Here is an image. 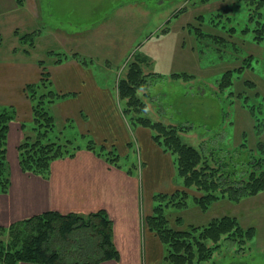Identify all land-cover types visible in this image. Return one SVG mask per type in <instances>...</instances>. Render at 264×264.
<instances>
[{
    "label": "rangeland",
    "instance_id": "1",
    "mask_svg": "<svg viewBox=\"0 0 264 264\" xmlns=\"http://www.w3.org/2000/svg\"><path fill=\"white\" fill-rule=\"evenodd\" d=\"M252 1L30 0L31 18L23 8L26 0H19L22 8L18 13H9L8 18L0 20V61H43L56 90L49 66L78 54L84 65L93 67L99 75L106 73L122 113L127 100L120 98L119 83L138 62L148 76L147 86L138 91L147 107L142 114L184 127L179 131L182 139L203 150L210 164L226 162L230 169L240 168L257 153L259 141L264 143V131L259 134L253 115L244 106L246 98V103L260 105L256 112L260 127H264V48L254 39L256 13ZM232 26L234 31L230 30ZM21 35L28 36L21 40ZM251 56L254 58L247 62ZM227 70L234 71L233 82L222 88L221 77ZM177 72L192 76H171ZM48 89L38 88V95ZM46 108L53 112L52 103L46 102ZM123 114L125 121L133 125V113ZM32 128L30 123L26 134L35 136ZM78 131L77 122L72 120L66 130L60 133L54 129L45 141L88 143L90 138L83 139ZM12 135L7 139L10 184L14 174L17 179L12 142L18 132ZM110 148H114L117 163L124 168L139 166L136 149L122 154L117 141ZM17 152L19 157L18 148ZM187 190V207H165L170 226L183 229L188 224L203 225L215 217L231 215L245 230H255L251 239L222 238V245L201 264H264V190L239 201L219 198L206 210L194 200L201 194ZM0 238L8 241L5 233ZM131 256L128 259L124 255L120 262L112 259L96 264H130Z\"/></svg>",
    "mask_w": 264,
    "mask_h": 264
},
{
    "label": "trees",
    "instance_id": "2",
    "mask_svg": "<svg viewBox=\"0 0 264 264\" xmlns=\"http://www.w3.org/2000/svg\"><path fill=\"white\" fill-rule=\"evenodd\" d=\"M252 2L255 5V10L253 8L252 11L256 13L254 39L264 48V0ZM251 15L252 12L250 17ZM230 30L234 31L235 28L232 26ZM203 35L214 39L221 38L209 33ZM27 36L21 35L20 38L23 40ZM236 47L234 45V48ZM74 58L80 59L78 54H74ZM253 58L249 57L247 62H251ZM62 61L63 58L59 60L61 63ZM81 61L85 63L84 60ZM262 63L264 68V60ZM38 64L42 70L40 78L27 83L24 88L32 107V129L37 134H26L18 145L19 163L24 172L48 177L53 160L73 156L81 146L71 139L64 142L45 141L56 125L55 117L46 108V102L55 103L65 95L52 88L47 64L43 61ZM131 66L127 77L119 83L120 98L127 100L123 113H133L130 115L133 125L139 124L151 129L155 142L174 156L177 172L183 182V187L174 192L156 193L153 213L144 219L145 226L156 233L165 247L162 264H201L210 259L213 251L222 245V238L251 239L255 235L254 228L245 230L239 220L231 215L215 217L203 225L188 224L183 229L174 228L169 225L165 207H187V189L196 190L201 194L195 196L194 200L202 210L208 209L209 205L219 198L239 201L242 197L263 191L264 143L259 141L257 153L252 154L240 168L230 169L226 162L219 163V166L210 164L203 150L182 139L179 131L184 127L165 124L142 114L147 107L138 91L147 86L145 83L148 76L144 75L138 62ZM245 66L248 67L247 64ZM233 72H224L221 77L222 88L226 84L225 87L232 84ZM171 76L187 78L192 75L177 72ZM48 87L46 92L42 91L38 95V88ZM247 100L246 98L244 106L253 115L255 126L261 134L264 127H260L256 112L260 105L246 103ZM15 114L14 105L0 106V191L4 193L10 187L7 139L9 123L15 118ZM86 147L97 151L98 155L104 156L110 163L118 164L119 157L114 155V148H108L104 144L97 145L94 140H90ZM2 233L8 236V241L5 243L0 238L1 264H96L120 258L119 250L113 241V220L105 209L87 214L47 210L12 222L8 226H0V234Z\"/></svg>",
    "mask_w": 264,
    "mask_h": 264
},
{
    "label": "crops",
    "instance_id": "3",
    "mask_svg": "<svg viewBox=\"0 0 264 264\" xmlns=\"http://www.w3.org/2000/svg\"><path fill=\"white\" fill-rule=\"evenodd\" d=\"M18 1L0 0V20L8 18L9 13H18L22 8ZM29 1L23 8L34 18ZM49 67L56 91L65 95L52 103L55 131L62 133L72 120L76 121L83 139L90 138L108 148L117 141L122 154L134 148L140 164L134 169L114 165L88 149L86 142L75 155L53 160L48 177L24 172L17 148L32 123L31 102L24 88L37 81L42 70L36 60H2L0 106L14 105L16 114L9 123L8 138L17 132L18 138L12 142L17 179L14 174L8 192L0 193V225L47 210L87 214L105 209L113 220L118 262L132 254L130 264H160L164 245L145 226L144 219L153 211L156 193H171L183 187L174 156L155 142L151 129L125 121L106 73L99 75L93 67L72 57Z\"/></svg>",
    "mask_w": 264,
    "mask_h": 264
}]
</instances>
